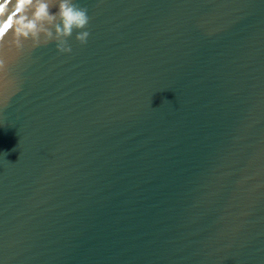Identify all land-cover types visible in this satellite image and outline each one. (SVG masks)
Instances as JSON below:
<instances>
[{
	"label": "water",
	"instance_id": "water-1",
	"mask_svg": "<svg viewBox=\"0 0 264 264\" xmlns=\"http://www.w3.org/2000/svg\"><path fill=\"white\" fill-rule=\"evenodd\" d=\"M73 2L0 46V264H264V0Z\"/></svg>",
	"mask_w": 264,
	"mask_h": 264
},
{
	"label": "clouds",
	"instance_id": "clouds-1",
	"mask_svg": "<svg viewBox=\"0 0 264 264\" xmlns=\"http://www.w3.org/2000/svg\"><path fill=\"white\" fill-rule=\"evenodd\" d=\"M51 0H15L14 14L7 18L11 32L5 37L4 28H0V46L10 41L18 49H22V41L31 40L32 48L55 42L60 53H71L68 39L76 31L75 39L84 45L90 33L87 28L90 17L87 9L80 7L73 0H59L58 10L52 12ZM3 6H0V24H4ZM58 20V22H57ZM43 37V39H42ZM8 62L0 56V88H7L11 81L7 80Z\"/></svg>",
	"mask_w": 264,
	"mask_h": 264
},
{
	"label": "snow or ice",
	"instance_id": "snow-or-ice-1",
	"mask_svg": "<svg viewBox=\"0 0 264 264\" xmlns=\"http://www.w3.org/2000/svg\"><path fill=\"white\" fill-rule=\"evenodd\" d=\"M8 27H9V24L8 23L4 24V26H3V28H4L5 31L8 29Z\"/></svg>",
	"mask_w": 264,
	"mask_h": 264
}]
</instances>
